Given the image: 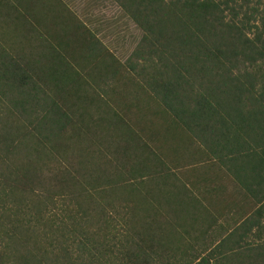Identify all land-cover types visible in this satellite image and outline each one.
Wrapping results in <instances>:
<instances>
[{"label":"trees","instance_id":"obj_1","mask_svg":"<svg viewBox=\"0 0 264 264\" xmlns=\"http://www.w3.org/2000/svg\"><path fill=\"white\" fill-rule=\"evenodd\" d=\"M110 1L0 0V264H264V0Z\"/></svg>","mask_w":264,"mask_h":264},{"label":"rangeland","instance_id":"obj_2","mask_svg":"<svg viewBox=\"0 0 264 264\" xmlns=\"http://www.w3.org/2000/svg\"><path fill=\"white\" fill-rule=\"evenodd\" d=\"M64 1L98 33L105 46L120 62L125 63L139 42L141 32L123 16L118 7L110 0ZM203 167L204 165L197 167V171L203 173Z\"/></svg>","mask_w":264,"mask_h":264}]
</instances>
